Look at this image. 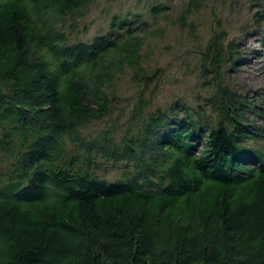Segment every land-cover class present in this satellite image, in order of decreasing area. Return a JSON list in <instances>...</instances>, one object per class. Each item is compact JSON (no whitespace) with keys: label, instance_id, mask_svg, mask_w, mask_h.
Wrapping results in <instances>:
<instances>
[{"label":"trees","instance_id":"obj_1","mask_svg":"<svg viewBox=\"0 0 264 264\" xmlns=\"http://www.w3.org/2000/svg\"><path fill=\"white\" fill-rule=\"evenodd\" d=\"M94 1L0 0V264H264V127L222 81L235 44L207 42L208 114L140 102L86 136L118 74L145 78L130 17L72 38Z\"/></svg>","mask_w":264,"mask_h":264},{"label":"rangeland","instance_id":"obj_2","mask_svg":"<svg viewBox=\"0 0 264 264\" xmlns=\"http://www.w3.org/2000/svg\"><path fill=\"white\" fill-rule=\"evenodd\" d=\"M186 3L187 0H95L77 22L72 38L90 41L107 30L114 15L128 16L143 41L141 66L145 78L130 68L118 74L109 89L112 113L87 124L83 129L86 136H95L107 127L122 130L140 102L146 103V110L168 107L176 101L190 108L205 107L215 81L207 68L206 45L215 33L224 37L225 43L236 46V52L228 54V60L225 58L223 83L244 93L256 105L259 116L251 115V120L257 130L264 127V0H205L183 14ZM157 5L160 7L153 11ZM134 14H139L146 24H141ZM119 173L108 170L106 176L114 180Z\"/></svg>","mask_w":264,"mask_h":264},{"label":"bare ground","instance_id":"obj_3","mask_svg":"<svg viewBox=\"0 0 264 264\" xmlns=\"http://www.w3.org/2000/svg\"><path fill=\"white\" fill-rule=\"evenodd\" d=\"M241 45H244V43H242ZM258 55H261V53H258Z\"/></svg>","mask_w":264,"mask_h":264}]
</instances>
